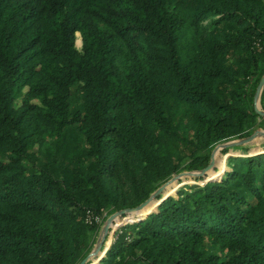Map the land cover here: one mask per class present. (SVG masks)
I'll return each instance as SVG.
<instances>
[{"label":"trees","instance_id":"trees-1","mask_svg":"<svg viewBox=\"0 0 264 264\" xmlns=\"http://www.w3.org/2000/svg\"><path fill=\"white\" fill-rule=\"evenodd\" d=\"M263 73L264 0H0V264H78L88 214L139 205L260 124ZM228 161L86 264H264V151Z\"/></svg>","mask_w":264,"mask_h":264},{"label":"rangeland","instance_id":"rangeland-1","mask_svg":"<svg viewBox=\"0 0 264 264\" xmlns=\"http://www.w3.org/2000/svg\"><path fill=\"white\" fill-rule=\"evenodd\" d=\"M82 45H83V39H82V44H79L76 41V46L79 49H82ZM80 102H81L80 93H79L77 87L75 86L73 89V94L71 96V103L73 106H77L80 104ZM259 106H260V108L264 109L263 92L261 95V99L259 101ZM259 120H260V124L258 126H256V128L250 133V134H252L254 132H257V136L253 140L246 142V143H242V144L229 145V146H226L224 148L219 149V154H218L217 159L215 161L216 162L215 171L213 172L215 175L221 176L224 173V170L229 167L228 158H229L230 154H234V155L252 154V153H256L258 151L264 150V116H260ZM66 137H67V140H71V146L70 147L73 150H79V147L82 144V137H81V134L79 132V129L74 128L72 133L68 132L66 134ZM71 137H73V138H71ZM232 139H234V138H232ZM229 140H231V139H229ZM63 141H65V136L60 138V140H59L60 145L62 144ZM226 141H228V140H226ZM222 142H225V141H222ZM59 143H56L55 139L54 140L53 139H47V140H45V142L42 145L38 144L37 147L42 148V150L47 149V148L55 149L56 144H59ZM219 143H221V142H219ZM216 145L213 147V149L216 148ZM213 149H212V151H213ZM186 170H188V169H183L179 172L174 173L170 178H168L165 182L162 183V184H166V186H165V193L166 194H168L170 192L171 193L176 192L177 188L183 184L193 183V182L204 183L208 180V178L203 176V175L198 176V177H195V176H193V177L182 176L180 178L177 177V175L179 173L186 171ZM112 213L113 212H111V213L106 212L105 217L102 219L101 226L97 232V235L95 237V240H94V243H93L91 250H93L99 244V242H100L99 239L102 236L103 225L106 222L109 215ZM133 217L134 216H128L127 215L126 217L119 219L116 223L113 224V226L111 227V230L108 232L107 237L105 238V240L102 244V249H105L106 246L108 244H110L109 242H111L113 240L115 232H116L117 228L119 227V224L121 222H126L128 220H131V219H133Z\"/></svg>","mask_w":264,"mask_h":264},{"label":"water","instance_id":"water-1","mask_svg":"<svg viewBox=\"0 0 264 264\" xmlns=\"http://www.w3.org/2000/svg\"><path fill=\"white\" fill-rule=\"evenodd\" d=\"M264 90V73L262 77L260 78V81L257 85V89L255 92V110L261 115L264 116V109L260 108L259 106V101L261 99L262 92ZM257 136V132H254L252 134L243 136V137H237L225 142L218 143L216 145V148L213 149L212 154H211V161L209 164L202 168V169H195V170H186L177 175L178 178L182 176H205L208 179L215 178L218 175H215L213 172L215 171V166H216V157H215V152L217 149L224 148L229 145H237V144H242L249 142L253 140ZM264 151V150H263ZM165 186L166 184L160 185L146 200L141 202L139 205L134 206V207H127V208H122L119 210L114 211L112 214L109 215L107 218L106 222L103 225L102 228V236L99 239V244L91 251H89L80 261L78 264H86L88 261L92 262H98L102 256L106 253L107 249L109 248L110 244L106 246L105 249H102V244L107 237L108 232L111 230V227L113 226L114 223H116L119 219L125 217V216H133L137 214H142V213H148L152 211V209L157 206L165 197L171 194L165 193Z\"/></svg>","mask_w":264,"mask_h":264},{"label":"built area","instance_id":"built-area-1","mask_svg":"<svg viewBox=\"0 0 264 264\" xmlns=\"http://www.w3.org/2000/svg\"><path fill=\"white\" fill-rule=\"evenodd\" d=\"M87 219L90 220V221H92L93 219H95L96 221L101 222L102 219H103V216L102 217L101 216H95V217H93L91 214H88Z\"/></svg>","mask_w":264,"mask_h":264},{"label":"bare ground","instance_id":"bare-ground-1","mask_svg":"<svg viewBox=\"0 0 264 264\" xmlns=\"http://www.w3.org/2000/svg\"><path fill=\"white\" fill-rule=\"evenodd\" d=\"M218 154H219V149H217L216 152H215L216 159H217Z\"/></svg>","mask_w":264,"mask_h":264}]
</instances>
